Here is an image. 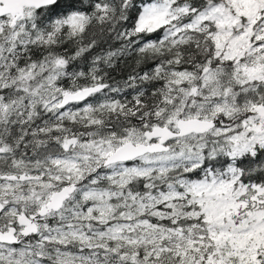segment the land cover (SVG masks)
<instances>
[{
    "label": "snow or ice",
    "instance_id": "1",
    "mask_svg": "<svg viewBox=\"0 0 264 264\" xmlns=\"http://www.w3.org/2000/svg\"><path fill=\"white\" fill-rule=\"evenodd\" d=\"M0 264H264V0H0Z\"/></svg>",
    "mask_w": 264,
    "mask_h": 264
}]
</instances>
